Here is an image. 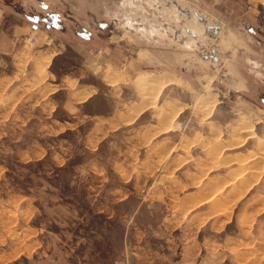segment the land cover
Listing matches in <instances>:
<instances>
[{"label": "rangeland", "instance_id": "374dc122", "mask_svg": "<svg viewBox=\"0 0 264 264\" xmlns=\"http://www.w3.org/2000/svg\"><path fill=\"white\" fill-rule=\"evenodd\" d=\"M0 264H264V0H0Z\"/></svg>", "mask_w": 264, "mask_h": 264}, {"label": "bare ground", "instance_id": "6f19581e", "mask_svg": "<svg viewBox=\"0 0 264 264\" xmlns=\"http://www.w3.org/2000/svg\"><path fill=\"white\" fill-rule=\"evenodd\" d=\"M122 1H127V0H122ZM129 3L132 4V2H129ZM195 30H196V29H195ZM196 31H197L196 33H199L200 30H196ZM149 78H150V80L152 81V82H151V81H150V82L153 83V80H152L153 77H152V78L149 77ZM155 81H156V80H155ZM242 127H243V126H242ZM245 127H246V126H245ZM250 127H251V126H250ZM245 130H246V129H245ZM251 130H252V129H251ZM246 131H247V130H246ZM250 132H251V131H250ZM250 132H249V133H250ZM252 135H253V134H252ZM216 147H217V146H216ZM167 157H168V156H167L166 154H163V155H161V156L159 157V159L164 161L165 159H167Z\"/></svg>", "mask_w": 264, "mask_h": 264}, {"label": "crops", "instance_id": "0c3cea01", "mask_svg": "<svg viewBox=\"0 0 264 264\" xmlns=\"http://www.w3.org/2000/svg\"><path fill=\"white\" fill-rule=\"evenodd\" d=\"M35 33H41L39 28H36L34 25L31 28V34L35 35ZM60 53V52H57Z\"/></svg>", "mask_w": 264, "mask_h": 264}, {"label": "water", "instance_id": "95a60500", "mask_svg": "<svg viewBox=\"0 0 264 264\" xmlns=\"http://www.w3.org/2000/svg\"><path fill=\"white\" fill-rule=\"evenodd\" d=\"M36 27V26H35ZM191 33L193 34V35H195V32L194 31H191Z\"/></svg>", "mask_w": 264, "mask_h": 264}]
</instances>
